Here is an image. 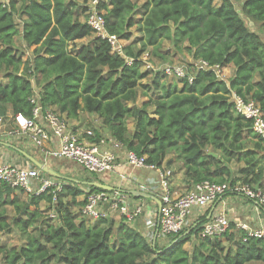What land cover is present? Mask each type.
Returning a JSON list of instances; mask_svg holds the SVG:
<instances>
[{"label":"trees","instance_id":"1","mask_svg":"<svg viewBox=\"0 0 264 264\" xmlns=\"http://www.w3.org/2000/svg\"><path fill=\"white\" fill-rule=\"evenodd\" d=\"M87 2L0 0V110L31 117L36 98L42 111L53 108L68 120L93 114L122 148L160 170L179 163L192 185L260 187L264 146L258 138L248 144L251 124L233 112L230 97L253 101L264 117V40L237 10L264 31V0H100L106 32L128 42L120 52L93 35ZM25 50L31 55L23 60ZM177 55L189 59L181 66L191 83L145 68ZM214 66L231 67V76L218 78L208 69ZM139 96L147 100L136 106ZM94 133L87 137L95 143ZM53 190L26 194L0 182V232L15 228L23 239L18 247L0 244V264H264V235L230 224L222 236L202 238L203 218L160 247L124 218L78 219L73 209L79 213L82 192L63 184ZM95 191L102 189L91 186Z\"/></svg>","mask_w":264,"mask_h":264},{"label":"built area","instance_id":"2","mask_svg":"<svg viewBox=\"0 0 264 264\" xmlns=\"http://www.w3.org/2000/svg\"><path fill=\"white\" fill-rule=\"evenodd\" d=\"M100 0H88L86 23L94 36L107 41L113 52H120L122 44L115 36L109 35L105 30V22L102 13L97 10ZM146 60V56L142 57ZM206 67L205 64H201ZM146 69L162 72L169 78L186 79L189 83L193 77L187 73L181 65H160L157 68L146 65ZM218 78L225 79L224 70L217 66L210 67ZM232 109L236 115L248 120L251 130L256 138L262 141L264 146V117L260 108L251 100H244L241 97L231 94ZM35 103L31 117H26L21 113L13 114V127L2 130V119L0 118V136L11 138H26L36 149L54 158L66 159L82 167L85 171L92 174H103L116 169V154L107 149L105 144L86 142L81 138L80 133L73 132L64 116L57 112L46 110L42 112L41 107L36 103V98L31 99ZM38 119H40L38 121ZM86 136H93L92 131L86 130ZM50 140L57 142V147L52 151H45V143ZM113 141V140H110ZM120 145V144H118ZM121 146V145H120ZM125 163L134 168H147L155 170V166L147 165L145 157H138L133 151H125ZM160 170V169H158ZM159 187L162 190L160 196V211L157 219L149 215L146 217L145 225L152 231L151 236L171 237L179 234L184 228L188 227V219L194 209H202L210 206L215 201L228 193H237L247 200L256 204L264 213V189L243 183H236L230 186L228 183L216 184L204 181L194 184L185 194L173 197L168 189V178L170 171L160 170ZM40 181V172L35 168L19 166H0V182L11 187L23 190L26 194H39L47 188L52 187L54 193H59L61 183L49 180ZM53 196L55 201L56 196ZM127 202L123 194L112 191L86 192L83 197V205L79 210V215L88 220H98L110 218L118 215L126 222H131L138 218L143 212L141 202ZM54 218V214L50 213ZM230 221L223 214L209 217L201 226L200 236L202 238H214L225 234L230 230ZM237 229L244 230L250 235L262 236L264 231L251 229L243 223L235 226ZM157 230V234H155ZM154 238V237H153Z\"/></svg>","mask_w":264,"mask_h":264},{"label":"crops","instance_id":"3","mask_svg":"<svg viewBox=\"0 0 264 264\" xmlns=\"http://www.w3.org/2000/svg\"><path fill=\"white\" fill-rule=\"evenodd\" d=\"M232 74V69L226 68L224 75L229 78ZM42 110V109H41ZM47 110L54 111L53 108ZM46 111V110H44ZM42 111V112H44ZM13 114L8 108L0 110V118L2 119V130H7L13 127L12 121ZM40 119H38L39 121ZM69 128L76 133L81 134V138L90 143L92 142L84 132L90 130L89 124L96 122L100 124L95 115H89L88 113L80 112L77 119H66ZM95 125V124H94ZM95 125V127H97ZM131 124H128V129H131ZM95 135V133L92 131ZM112 140L108 134V131L101 128L99 136L96 138V144L102 142L107 149L115 152L117 160V167L113 171L105 172L98 175L95 180H84L81 176L83 169L75 163L66 159H59L51 157L50 155L41 152L36 149L26 138H11L6 136H0V166H19L26 168H35L39 170L34 164H32L29 158H33L43 166H45L52 173L47 174L40 172V178L53 182L61 183L65 186L75 188L82 192V195L78 196L76 200H83L84 194L90 191V187L93 184L99 183L110 187L111 190L107 192L117 191L125 197L127 202H141L143 204L142 214L131 222H125V224L132 230L140 233L147 240L150 238L152 231L147 229L145 225L146 217L151 215L154 219H157L159 213V207L156 200L160 201L162 193L159 187V174L160 170L147 169V168H134L125 163L124 155L125 149ZM249 141L256 142L257 138L254 135L248 137ZM263 146V145H262ZM57 147L55 140H50L45 143V151H52ZM238 166V165H237ZM180 164L177 162L172 163L165 170L170 171V177L168 178V189L173 197L181 196L187 193L193 185L183 175V171L179 169ZM262 179L260 187L264 189V164H262ZM237 171V169H236ZM235 171L233 177H239ZM89 173V172H88ZM130 192H136L150 196V198H136L130 196ZM211 212V214H210ZM223 213L225 214L231 225L236 226L238 223L246 224L251 231L262 229L264 231V213L256 204L250 200H247L243 196L237 193H228L215 201L213 204L206 208L194 209L188 219V223L194 224L201 219H208L214 215ZM114 223H118L121 219L118 215H112L110 217ZM161 236L157 237V242Z\"/></svg>","mask_w":264,"mask_h":264},{"label":"rangeland","instance_id":"4","mask_svg":"<svg viewBox=\"0 0 264 264\" xmlns=\"http://www.w3.org/2000/svg\"><path fill=\"white\" fill-rule=\"evenodd\" d=\"M143 0H137V2L138 3H141ZM75 2L78 4V5H82L83 6V3H82V0H75ZM237 10L239 11V13H240V15L243 17V19H244V21L246 22V24L249 26V28H252L253 30H256L258 33H260L261 35H262V39L264 40V31L260 28V25L258 24V23H254L255 25L254 26H251L250 25V23H249V21L245 18V16H243V14H242V12L240 11V9H239V7L237 6ZM81 19V21H83V17H81L80 18ZM133 30V29H132ZM133 32V38L135 37V36H137V34L134 32V31H132ZM87 40L88 39H86V40H83L81 43H85V42H87ZM128 42H121L120 44H122V45H125V44H127ZM15 44H16V46H18V47H21V41H20V39L19 38H16V40H15ZM78 44H80V43H78ZM164 48H167V47H169V44L168 43H164ZM30 55H31V50H25V55H24V58H23V60H25L26 58H29L30 57ZM189 59L185 56V55H177L176 56V58L172 61V62H168V63H159L158 61H154V62H148V63H146V65H149V66H152L153 68H157L158 66H160V65H164V64H166V65H186L185 63L188 61ZM186 61V62H185ZM230 69H231V67H229ZM169 79V78H168ZM148 81V79L147 80H144V81H142V83H146ZM0 83H5V80H3L1 77H0ZM33 84V88L35 89V90H37V87L35 86V84H34V82H32ZM147 99L146 98H144V97H138V99H137V101H136V106H140L141 105V103L142 102H145ZM147 110L150 112L151 110H152V107H148L147 108ZM89 115H92V114H89ZM100 122V121H99ZM96 125V122H91L90 124H89V126H90V129L93 131V132H95V130L97 131H99L100 132V129H101V125L100 124H97L96 126L97 127H95V125ZM129 124H131L132 125V119H129ZM80 167V166H79ZM237 165L236 164H234V163H232V164H230V168H231V171H232V175L234 176V174H235V171H236V169H237ZM82 168V167H81ZM83 169V168H82ZM41 175V174H40ZM81 176H83L85 179L84 180H95L96 178H97V176L98 175H96V174H92V173H88L87 171H85L84 169H83V172H82V174H81ZM41 180H44V179H42V178H40V181ZM40 181H38V184L40 183ZM24 197H25V195H23ZM81 199V198H80ZM80 199H78L77 201H80ZM63 200H65V201H69L70 199H69V197H63ZM40 207H42L43 208V210H45V203H41V205H40ZM7 210H8V215L9 216H12L13 215V210H12V208L11 207H7ZM78 211V209H77V207H75L74 209H73V212L78 216V219H81L80 218V216H79V213L77 212ZM88 222H93V220H87ZM190 223H188V227H190ZM231 227H233L232 225H231ZM153 237L154 236H150V238H148V242H150L151 240H153ZM170 239H171V237H166V236H161V238L159 239V241L157 242L158 243V245L160 246V247H162V246H164V245H166V244H168L169 243V241H170ZM223 240V239H222ZM23 243V239L20 237V235H19V233H18V231H17V229H15V228H13V229H11V231L9 232V233H6V232H0V244H2V245H6L7 247H9V248H11V247H18V246H20L21 244ZM189 245H185V247H188Z\"/></svg>","mask_w":264,"mask_h":264},{"label":"water","instance_id":"5","mask_svg":"<svg viewBox=\"0 0 264 264\" xmlns=\"http://www.w3.org/2000/svg\"><path fill=\"white\" fill-rule=\"evenodd\" d=\"M30 162L32 164H34L41 172H44V173H47V174H51L52 172L50 170H48L45 166H43L42 164H40L39 162H37L36 160H34L33 158H29ZM93 186L97 187V188H100L104 191H110L111 188L110 187H107L106 185H103V184H99V183H96V184H93ZM130 196H134L136 198H150V196L148 195H144V194H140V193H136V192H130ZM157 204H158V207H159V211H160V207H161V203L160 201L156 200ZM211 214V212H210ZM188 233V231L185 232V234ZM155 234H157V230L155 232ZM156 239V235L154 236L153 238V241Z\"/></svg>","mask_w":264,"mask_h":264}]
</instances>
